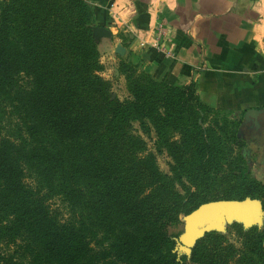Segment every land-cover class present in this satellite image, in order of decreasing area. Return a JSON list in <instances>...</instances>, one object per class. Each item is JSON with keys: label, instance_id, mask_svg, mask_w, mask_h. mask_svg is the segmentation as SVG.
Wrapping results in <instances>:
<instances>
[{"label": "trees", "instance_id": "trees-1", "mask_svg": "<svg viewBox=\"0 0 264 264\" xmlns=\"http://www.w3.org/2000/svg\"><path fill=\"white\" fill-rule=\"evenodd\" d=\"M93 18L85 0H0V264H264V226L238 223V245L211 231L178 255L169 227L223 172L224 143L203 123L214 108L193 83L146 72L130 71V98H112ZM144 119L194 191L157 170L132 127ZM235 159L225 198H258L264 212V184Z\"/></svg>", "mask_w": 264, "mask_h": 264}, {"label": "crops", "instance_id": "crops-1", "mask_svg": "<svg viewBox=\"0 0 264 264\" xmlns=\"http://www.w3.org/2000/svg\"><path fill=\"white\" fill-rule=\"evenodd\" d=\"M95 1L105 59L120 44L155 79L193 83L216 110L264 108V0Z\"/></svg>", "mask_w": 264, "mask_h": 264}, {"label": "rangeland", "instance_id": "rangeland-1", "mask_svg": "<svg viewBox=\"0 0 264 264\" xmlns=\"http://www.w3.org/2000/svg\"><path fill=\"white\" fill-rule=\"evenodd\" d=\"M85 1L93 11V41L102 68L101 75L109 85L111 97L119 101L130 98L131 93L127 77L130 75V71H133L134 75H139L141 72H148L142 67V63L137 54L131 51L121 53L116 49L117 45L113 49L112 58L105 59V55H108V53L103 48L102 39L104 37L109 38L108 30L106 27L97 25L96 23V1ZM40 7L44 8V5ZM39 19H41L40 13L36 20ZM243 115L244 113L242 112L216 109L207 110L203 120L204 127L213 131L210 132L211 140H217L218 137L222 140L224 143L223 146H225L224 150L227 152L224 156L225 159H221V166L219 168L223 172L215 173L209 178V183L205 187L203 186V194L206 196L207 201L226 199L225 193L230 187V183L227 180L231 178V175L226 177V174L231 168L233 169L235 167V157L237 156L243 158L250 174L264 184V132H248V128L240 129ZM144 122L145 126L142 128L137 120H133L132 127L135 130L134 133L144 145L146 152L153 155L157 170L166 177L170 187L181 196H184L186 190L189 188L194 191L195 187L191 186L188 179L179 170L177 163L170 155V147H168L165 139L155 132L149 120L144 119ZM233 129H235L234 135L236 141H229L227 139ZM172 138L173 140H178V135L174 133ZM243 204L246 208L244 214L223 210L213 224L206 225L188 237H184V233L188 228V213L180 214L178 217L179 222L168 229L171 236L177 237L178 244L176 250L178 255L189 256L191 248L196 241L203 237L205 233L211 231L227 235L230 241L238 245L239 242L236 235L229 231V226L232 223H238L243 228L250 226L263 227L264 212L260 199L245 197Z\"/></svg>", "mask_w": 264, "mask_h": 264}, {"label": "water", "instance_id": "water-1", "mask_svg": "<svg viewBox=\"0 0 264 264\" xmlns=\"http://www.w3.org/2000/svg\"><path fill=\"white\" fill-rule=\"evenodd\" d=\"M116 49L121 53L124 52V48L120 44L117 45ZM261 127H264V108L247 109L244 112L240 129H258ZM223 210L244 214L246 208L243 204V199H222L203 202L188 213V228L184 233V237L194 234L208 224H213Z\"/></svg>", "mask_w": 264, "mask_h": 264}, {"label": "built area", "instance_id": "built-area-1", "mask_svg": "<svg viewBox=\"0 0 264 264\" xmlns=\"http://www.w3.org/2000/svg\"><path fill=\"white\" fill-rule=\"evenodd\" d=\"M141 45H143V43H141Z\"/></svg>", "mask_w": 264, "mask_h": 264}]
</instances>
